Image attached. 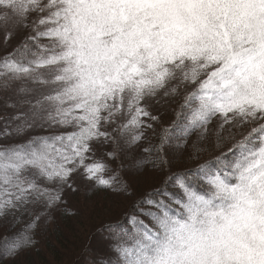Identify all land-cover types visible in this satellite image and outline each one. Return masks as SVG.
<instances>
[{"label": "snow or ice", "instance_id": "1", "mask_svg": "<svg viewBox=\"0 0 264 264\" xmlns=\"http://www.w3.org/2000/svg\"><path fill=\"white\" fill-rule=\"evenodd\" d=\"M0 48V257L127 170L157 184L98 264H264V0H0Z\"/></svg>", "mask_w": 264, "mask_h": 264}, {"label": "trees", "instance_id": "2", "mask_svg": "<svg viewBox=\"0 0 264 264\" xmlns=\"http://www.w3.org/2000/svg\"><path fill=\"white\" fill-rule=\"evenodd\" d=\"M99 155V153H98ZM181 166H193L190 162H183V157H181ZM113 171L116 168L115 162H110ZM126 164V163H125ZM177 165H174V167ZM125 173H130L125 170L121 172V175L117 177L118 180L125 178ZM106 176L112 175V172L105 173ZM130 176H135L133 174H127ZM132 178V177H130ZM72 183L78 189L76 192H72L69 189H66L63 193V201L66 203H61L55 209L49 211L51 219L47 217L42 218L38 226L33 230L32 237L35 241L34 244L28 247H24L19 250L12 257H0V264H13L19 262L20 258H28L29 260H35L34 264H53L54 259L57 256H68L65 259L64 264H87L88 259L85 257V254L92 256V251H100L105 249L108 253V245L99 243L96 239L101 235V231L98 230L97 224L95 222L91 223H80L78 214L73 213L71 208V199L79 198L78 196H84L88 191V183L85 182L79 175H75L72 178ZM155 185L157 180L154 181ZM147 187H144V191ZM99 191H92L91 193L97 194ZM134 195L127 196L123 198V206L117 216L118 220L122 216L120 221L126 222V217L131 211L132 203L136 198H139L137 195V190L133 189ZM104 198L101 202L110 203L116 205L117 197L123 194L114 193L111 191H104ZM100 201V200H98ZM96 201V202H98ZM82 203V202H81ZM99 207L100 203H95ZM119 207H116L117 210ZM64 209H68L71 215H65ZM39 207H36L32 211H39ZM112 218V217H111ZM32 215L30 213H21L18 216V219L13 221L11 217L7 218L4 221H0V245L4 243L5 237H13L17 233L25 229L28 223H30ZM117 220V221H118ZM119 221V222H120ZM90 231L91 233H87ZM94 231L96 233H94ZM106 241V239H104ZM106 243H108L106 241ZM19 258V259H18Z\"/></svg>", "mask_w": 264, "mask_h": 264}, {"label": "rangeland", "instance_id": "3", "mask_svg": "<svg viewBox=\"0 0 264 264\" xmlns=\"http://www.w3.org/2000/svg\"><path fill=\"white\" fill-rule=\"evenodd\" d=\"M17 40L18 37L13 39V41L9 45V50L13 45H15V43H17ZM3 51L4 49L0 48V54H2ZM175 110H176V104H170L166 108L160 109V111L165 113L163 118L164 124L166 125L171 124L172 120L175 119V114H174ZM153 111H156V109L154 108ZM125 163L127 164L128 161H125ZM127 174H131V173H125V178L129 182L132 190L133 189H135V191L137 190L138 196L139 195L142 196L146 191H149L152 187L155 186L154 181H156V179L152 177V174L150 172H142L135 176H130ZM144 187H147L145 192H143ZM103 193L104 191H99L97 194L96 193L92 194L91 192H87L84 196L80 195L78 196L79 198L74 197L71 199L70 210L73 213L78 214L77 216L79 218L80 223L95 222L97 224V227H99L97 229L100 230L102 224L116 223L122 219L121 216L118 220L119 216L117 215L119 214L120 209L123 206H125V204L123 203V199H124L123 197L125 195H121L120 197L114 196L117 197L118 199L116 205H112L110 203H105L104 201L101 202V200L105 199ZM95 203H100L101 205L97 207ZM116 207L119 208L115 210ZM142 207H144L145 209L149 208L148 205H142ZM140 219H144L145 222H147V218L143 216H141ZM120 222H124L125 226L128 227L129 232L131 233L132 231L131 225H128L125 221H120ZM87 233H91V232L88 231ZM94 233L96 232L94 231ZM106 235H107L106 232L101 231V235L99 237L97 235L96 239L98 240L99 243L109 245L110 241L106 240L108 242L106 243V241L104 240ZM91 253L92 256L85 254V257L88 259L87 264H98V261L101 258H110L112 255L111 253H108L105 249H101L100 251H92ZM66 258H68V256H57L54 259L53 264H64ZM20 259L21 260L19 262L13 264H34L36 262L35 260L31 261L28 258H20Z\"/></svg>", "mask_w": 264, "mask_h": 264}]
</instances>
